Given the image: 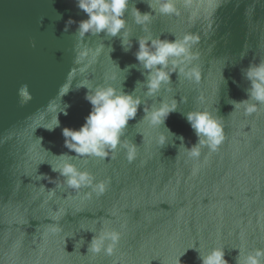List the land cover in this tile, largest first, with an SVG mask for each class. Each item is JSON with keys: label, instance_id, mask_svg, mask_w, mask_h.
I'll return each instance as SVG.
<instances>
[{"label": "water", "instance_id": "obj_1", "mask_svg": "<svg viewBox=\"0 0 264 264\" xmlns=\"http://www.w3.org/2000/svg\"><path fill=\"white\" fill-rule=\"evenodd\" d=\"M151 2L131 0L132 48L124 52L118 37L81 40L77 24L64 31L70 18H87L75 0H0V264H201L198 252L213 248L236 264L264 249V109L246 116L230 104L247 99L242 70L264 60V0H188L187 7L178 0L179 15L153 13L144 31L132 9L150 13ZM185 34L198 37L191 51L200 82L173 74L147 95L137 41ZM23 84L33 99L21 107ZM84 85L122 87L141 100L123 136L136 147L132 163L122 150L114 159L72 161L108 182L101 196L68 188L51 169L63 162L56 156L75 155L62 130H78L91 111ZM173 102L163 126L144 119ZM199 109L221 119L225 139L193 159L176 137L188 148L197 143L184 114ZM57 118L59 127L45 129ZM102 229L122 233L112 256L87 252Z\"/></svg>", "mask_w": 264, "mask_h": 264}, {"label": "clouds", "instance_id": "obj_2", "mask_svg": "<svg viewBox=\"0 0 264 264\" xmlns=\"http://www.w3.org/2000/svg\"><path fill=\"white\" fill-rule=\"evenodd\" d=\"M130 3L131 0H75L76 7L86 14L87 18L78 22L70 18L66 22L64 31L67 32L71 25L77 24L75 35L81 40L88 35L96 37L103 34L111 39L118 37L122 50L128 52L132 48V41L126 30L125 15L129 11ZM184 3L187 7L188 0H184ZM177 4L178 0H152L147 4L151 9L150 13L142 14L134 7L132 15L135 23L141 26L144 31H148L153 13L162 16L179 15ZM197 41L198 37L191 34H185L182 38L175 37L171 41L161 40L159 37H142L137 41L138 49L134 55L140 68L144 70L142 75L145 76L143 83H145L147 95H154L164 85L169 84L173 74L194 84L200 82V69L193 63L196 57L191 51ZM131 67H135V65L129 66V68ZM126 70L128 71V69ZM242 75L249 85L245 90L247 99L239 102L231 100L230 104L233 105L234 111L242 108L246 116H251L264 109V60L258 63H249L248 67L242 70ZM82 87L88 89L85 100L91 105V111L78 130L69 128L62 130L64 147L75 155L65 153L56 156L63 162L57 167L51 166V169L58 173V177L62 178L68 188L80 190L87 187L97 196H101L106 192L108 182L97 181L94 175L77 167L72 161L75 158L85 159V162L87 159L103 160L108 158L110 153L113 154L112 158L114 159V154L122 150L125 152L127 161L132 163L136 159V147L125 141L123 136L128 122L136 118L141 100L133 93H125L122 87L120 89L111 85L95 88H90L87 85ZM17 94L21 107L33 99L27 84L21 85ZM67 107L68 105H65L62 111L64 115H67ZM175 111V102L171 106L162 104L159 108H154L144 119L152 126H163L168 116ZM184 117L194 132L197 143L188 148L184 145L183 136L176 137V139L180 140V145H183L189 158H198L204 147L210 151H216L225 139L221 119L213 116L212 112L207 109L189 111L184 114ZM59 126L57 118L55 126L45 129L53 131ZM168 132L174 136L169 130ZM158 143L161 148L165 147L167 138L161 135ZM40 177L41 179H50L47 175H40ZM93 234L87 252H91L94 256L114 255L122 233L115 229H102L99 233ZM240 255L239 252L237 257ZM198 259L201 264H228L223 248H213L206 254L198 252ZM236 264H264V249H257L244 256L243 259L238 258Z\"/></svg>", "mask_w": 264, "mask_h": 264}]
</instances>
